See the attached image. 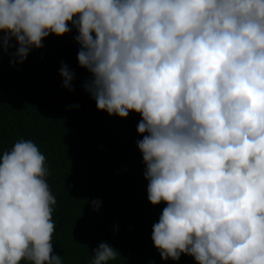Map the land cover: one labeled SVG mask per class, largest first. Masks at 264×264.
I'll list each match as a JSON object with an SVG mask.
<instances>
[{"label":"clouds","instance_id":"1","mask_svg":"<svg viewBox=\"0 0 264 264\" xmlns=\"http://www.w3.org/2000/svg\"><path fill=\"white\" fill-rule=\"evenodd\" d=\"M69 23L97 109L142 117L148 200L167 205L151 236L161 258L264 264V0H0L19 63ZM60 75L74 90L66 64ZM48 175L31 139L0 154V264H63ZM93 251L91 264L121 255Z\"/></svg>","mask_w":264,"mask_h":264},{"label":"trees","instance_id":"2","mask_svg":"<svg viewBox=\"0 0 264 264\" xmlns=\"http://www.w3.org/2000/svg\"><path fill=\"white\" fill-rule=\"evenodd\" d=\"M50 34L32 48L23 63L13 39L5 51L0 32V154L19 139H31L46 156L47 182L56 196L54 253L63 264H91L107 241L120 252L109 264H197L181 254L163 260L151 239L166 202L148 200L146 165L137 147L142 119L97 109L84 84L91 73L79 65L77 30ZM62 64L75 73L72 88L63 86ZM94 201H99L97 210ZM26 264V262H21Z\"/></svg>","mask_w":264,"mask_h":264}]
</instances>
